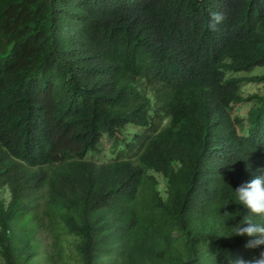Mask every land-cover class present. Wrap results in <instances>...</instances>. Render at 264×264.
<instances>
[{
    "label": "trees",
    "instance_id": "trees-1",
    "mask_svg": "<svg viewBox=\"0 0 264 264\" xmlns=\"http://www.w3.org/2000/svg\"><path fill=\"white\" fill-rule=\"evenodd\" d=\"M197 1L165 0L162 18L169 28L158 61L178 55L185 31L172 27ZM57 4L0 0L8 47L22 40L36 53L24 69L33 88L19 94L49 97L51 108L79 122L74 128L65 121L60 134L62 146L75 151L78 160L66 174H48L51 178L43 181L48 189L41 195L35 197L31 185L0 166V264H233L251 256V248L255 259L264 261V246L250 248L248 237L235 235L247 209L232 191L250 179L247 166L264 169V97L244 99L230 90L206 117L208 131H226L222 144L213 154L208 135L182 136L186 143L166 158L160 187L153 171L161 170L163 156L152 143L135 148L140 135L115 137L101 120L85 129L86 104L74 95L87 90L69 51L72 33L57 28V20L64 28L63 13L55 14ZM35 31L37 36H29ZM255 38L242 40L241 68L264 58V24ZM40 72H50L48 85L36 78ZM250 99L254 102L245 115L230 118L229 103L232 110ZM102 135L109 147L100 145ZM115 164L124 169L115 171Z\"/></svg>",
    "mask_w": 264,
    "mask_h": 264
},
{
    "label": "clouds",
    "instance_id": "clouds-1",
    "mask_svg": "<svg viewBox=\"0 0 264 264\" xmlns=\"http://www.w3.org/2000/svg\"><path fill=\"white\" fill-rule=\"evenodd\" d=\"M164 2L58 0L55 9V14L60 18L63 13L64 18V28L58 20L57 28L72 33L69 51L87 90V95H74L86 104L82 115L85 129L101 120L115 137L140 135L135 148L152 143L163 156L161 170L153 171L160 187L166 158L186 143L182 136L208 135L213 154L222 144L226 131H208L206 117L209 109L223 103L230 90L244 99L264 97V58L247 68L240 67L243 38L249 35L255 40L260 36L264 0H237L236 6L230 0H198L172 27L174 32L185 31L178 55L158 61L169 28L162 18ZM37 35L35 31L29 36ZM35 56L22 40L9 48L0 22V166L6 175H17L31 185L36 197L48 189L43 183L51 178L48 174H66L78 160L75 151L62 146L60 134L65 121L70 120L74 128H79V122L75 116L51 108L49 97L32 100L25 97L26 93L19 94L33 88L24 69ZM49 73L40 72L36 78L48 85ZM249 86L259 90L245 95ZM253 102L244 100L232 110L229 103L230 118L245 115ZM109 144L102 135L100 145ZM55 146L57 152L53 151ZM129 160L135 162L132 157ZM117 166L115 171L124 169ZM246 170L250 179L235 190L230 187L237 204L247 209L235 235L248 237L250 248L261 247L264 169L252 170L249 165ZM4 199L7 201V195ZM251 252L233 264H264L255 259L252 248Z\"/></svg>",
    "mask_w": 264,
    "mask_h": 264
},
{
    "label": "rangeland",
    "instance_id": "rangeland-1",
    "mask_svg": "<svg viewBox=\"0 0 264 264\" xmlns=\"http://www.w3.org/2000/svg\"><path fill=\"white\" fill-rule=\"evenodd\" d=\"M258 90L259 89L256 87H250L249 86V87L245 88L244 92H245V95H247V94L253 93V92L258 91ZM243 109H245V107H243ZM239 110H242V108H239ZM40 231H41V233H45L44 229H41Z\"/></svg>",
    "mask_w": 264,
    "mask_h": 264
}]
</instances>
